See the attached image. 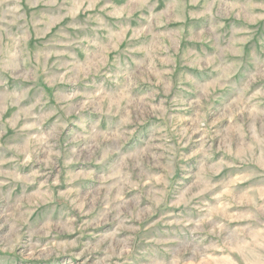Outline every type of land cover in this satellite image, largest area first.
<instances>
[{
  "label": "rangeland",
  "instance_id": "374dc122",
  "mask_svg": "<svg viewBox=\"0 0 264 264\" xmlns=\"http://www.w3.org/2000/svg\"><path fill=\"white\" fill-rule=\"evenodd\" d=\"M0 264H264V0H0Z\"/></svg>",
  "mask_w": 264,
  "mask_h": 264
}]
</instances>
